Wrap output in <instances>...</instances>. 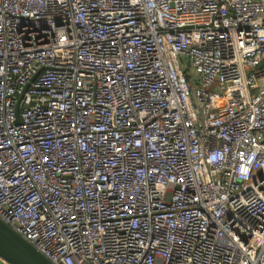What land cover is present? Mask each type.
<instances>
[{
	"label": "built area",
	"instance_id": "obj_1",
	"mask_svg": "<svg viewBox=\"0 0 264 264\" xmlns=\"http://www.w3.org/2000/svg\"><path fill=\"white\" fill-rule=\"evenodd\" d=\"M0 219L52 264H264V0H0Z\"/></svg>",
	"mask_w": 264,
	"mask_h": 264
},
{
	"label": "water",
	"instance_id": "obj_2",
	"mask_svg": "<svg viewBox=\"0 0 264 264\" xmlns=\"http://www.w3.org/2000/svg\"><path fill=\"white\" fill-rule=\"evenodd\" d=\"M0 257L8 264H52L1 219Z\"/></svg>",
	"mask_w": 264,
	"mask_h": 264
}]
</instances>
